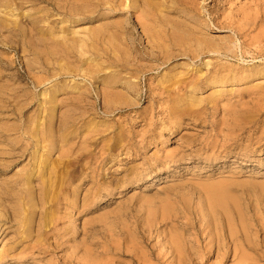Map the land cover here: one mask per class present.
<instances>
[{"label": "rangeland", "instance_id": "obj_1", "mask_svg": "<svg viewBox=\"0 0 264 264\" xmlns=\"http://www.w3.org/2000/svg\"><path fill=\"white\" fill-rule=\"evenodd\" d=\"M198 3L202 11L206 8L201 18L207 24L211 17L213 24L218 16L223 22L242 9L246 0ZM260 4L264 6V0ZM154 13L143 0L137 6L130 0H0V264H264V77L221 86L225 95L216 107L208 100L213 89L199 91L197 96L204 102L198 115L179 116L177 122L158 116L156 108L157 127L148 133L149 118L142 113L153 104L151 98L134 101L133 112L118 105L121 111L114 114V121L128 130L129 137L128 124H134L131 129L139 135L129 153H115V161L94 144L108 132L98 127L84 139L83 117L69 115L70 105L59 109L52 120L39 114L42 109L35 103L44 98L46 88L56 82L81 81L67 70L57 71L61 50H69L59 43L65 40L63 36L77 33L86 38L88 32L107 23L120 24L125 27L123 43L127 40L150 53L153 47L142 24L147 21L149 25L157 16ZM186 13L182 9L169 16L183 20L188 19ZM219 27L210 32L213 37L230 35L231 31L221 32ZM40 30L48 41L55 39L58 53L57 61L49 57L45 62L49 69L44 65L43 74L36 56L44 46L37 37ZM258 32L253 29L251 35ZM115 45L125 48L119 42ZM108 47L100 45L98 52ZM261 57L255 59L257 63L250 55L241 62L249 68L261 66ZM234 60L228 63H239ZM60 65L67 68L69 64ZM141 65L148 69L154 64ZM162 68L148 71L156 82L167 70ZM42 76L48 81L45 89L35 84ZM87 83L88 100L94 103L99 84ZM141 87L145 90V81ZM69 92L76 91L59 96L66 104ZM33 96H37L34 101ZM91 118L95 123L105 120ZM141 135L153 143L145 148ZM49 148L48 161L55 170L70 164L66 179L71 183L52 208L43 203L38 177L31 187L24 182L34 169L32 158L36 157L38 165ZM169 154L173 156L168 160ZM17 209H23L21 214ZM46 232L50 234L47 239ZM49 245L51 251L44 254Z\"/></svg>", "mask_w": 264, "mask_h": 264}, {"label": "bare ground", "instance_id": "obj_2", "mask_svg": "<svg viewBox=\"0 0 264 264\" xmlns=\"http://www.w3.org/2000/svg\"><path fill=\"white\" fill-rule=\"evenodd\" d=\"M108 1L120 3L123 0ZM130 1H133L134 6L140 4V0ZM218 1L220 0H212V3L217 4ZM260 1L246 0L242 9H239L234 14L232 13L225 20L223 19V22L222 20L220 21L221 16H218L216 19H213V24H210L211 17L209 18L210 21H207L206 24L205 20L207 19L201 18L206 8L202 11L204 8L199 7L201 4L198 3V0H169V2L167 0H143L144 5L154 10V14L157 15L152 17V21L148 25L147 13L145 10L142 11V15L147 20L142 24L143 31L149 44L153 47V49L150 48L153 51L150 53H143L136 44L135 46L130 45L127 40L125 41L127 44L123 43L124 38L122 37L124 36L125 27L120 24L109 26L107 23L97 30L88 32L86 38L78 36L77 33H73V36L69 38L63 36L65 40L59 41V43L68 46L69 50L64 48L61 50L60 59H62L59 62L57 71L63 73L67 70L68 74L79 76L81 81H73L70 84H65L62 81L56 82L51 88L45 89V86L48 84L47 78L44 76L40 77L38 81H35V84L39 86L43 85L42 88L45 91L41 95L44 98L39 97V101L35 103L42 109L39 110V114L42 115L44 113L46 114L45 119L48 117L49 120H52L59 112V109L62 110L64 107L70 105L73 108L68 112L70 113L69 115H80V118L83 117L81 130L84 131H82V135H85L84 139H86L87 134L89 135L90 132H93L98 127H103V131L108 132L107 136L96 139L94 144L101 146L102 155H105L107 151L106 158L110 156V161H115L120 152L124 150L128 151L134 145L132 142L135 140L136 135H139V133L136 134L132 130L135 127L134 124H128L129 130L132 132L129 137L126 134L128 130H125L122 124L114 121V114L121 111L120 105H126L128 112H133L134 108L132 106L134 101L141 102L143 98L145 100L151 98L153 104L142 113L145 118L146 116L149 118L147 123L149 129L146 131L148 133L152 128L157 127V123L154 121L156 118L154 110L156 108H159V112H157L158 116L169 117L173 122H177L176 119L179 116L198 115L200 111L199 105L204 102L202 98L197 96L199 91H210L213 89L214 91L208 96V100L212 104L214 102L213 107H216L218 100L222 99L225 95L224 90L220 89L221 86L226 87L230 83L241 85L251 79L258 80L264 77V60H262L263 64L261 66L251 68L246 65L243 66L241 62V60L245 62L246 57L249 55L253 57L251 59L253 61L264 56V13L261 11V9H264V6L260 4ZM129 8L132 7L129 6ZM182 9L187 10L186 15L188 19L174 20L172 18L173 14L182 11ZM207 11V15L210 16L211 11ZM218 11H221V7L217 9ZM196 18L200 19L199 22L193 21ZM226 21L228 23H225ZM209 27L212 31H208L207 28ZM216 27H219L218 29L221 32H225V30L231 31L230 35L228 37L227 35L219 37V39L213 37L210 32H213ZM253 29H259V32L251 35ZM37 37L42 39L39 38L44 45L39 49V52H36L38 61H40L39 70L43 74L44 69L42 67L44 65L49 69L48 65L45 64L49 57L52 60H58L55 59L58 57V53L55 50L57 47H54L57 42L51 38L48 41L43 33H41V30L39 33L37 32ZM115 42H119L125 48L120 49L115 45ZM103 44L109 47L101 50L102 52L99 53V46ZM205 56L212 59L203 61L202 58ZM232 59L237 60L239 63L236 65L228 63V61L233 62ZM178 60H185L186 62L177 63V65L169 67L170 64L172 65L173 62ZM260 61L258 60V62ZM63 62L69 64L67 68L61 67L60 64ZM144 62H152L154 65L146 69L141 65ZM255 62L257 63V61ZM184 67L188 68V70L184 69ZM161 68L167 70L163 74H160L161 76H157L160 79L156 82L155 78H151L152 73L148 71L161 70ZM110 69L114 70L105 74L106 76L101 77V75L106 73L105 71ZM49 73L53 74V76L56 75L50 72V70ZM58 78L56 79L58 80ZM100 78L101 81H99ZM143 79L145 81V90L141 87L144 82ZM87 81L91 85L94 83L99 84L98 89L96 90L95 88L96 101L94 103L88 100L91 99L89 97L91 91ZM67 90L76 91L69 92V97L67 96L68 98H66L69 104H66L63 98H59ZM35 97L37 96H33L31 100L34 101ZM131 97L135 100L131 99ZM238 103L240 102L238 101ZM128 116L130 117L129 114ZM128 116L127 119H130ZM91 117H102L105 120L101 123H95L94 118ZM146 120L144 119V121ZM38 121L39 119L35 123ZM110 134L112 136L108 138ZM140 142L145 148L153 143L148 140V137H144V135H141ZM90 143L92 142L90 141ZM51 149L49 148V151L46 153L43 152L42 160L38 165H36V157L32 158L35 164H33L34 169L24 180L25 184L31 187V184L35 182L34 178L38 177V185H40L42 192H44L43 203L46 201L49 208L56 206L58 196L71 184L66 179L70 164H64L63 168L55 170L54 164L48 161V154ZM116 152L118 154L115 155ZM172 156L173 154H169L167 159L169 160ZM63 174H65V177L62 176ZM81 184L83 182L77 185V188H80ZM17 210H19V214L23 211V209ZM45 236L47 239L48 236L50 237V234L46 232L44 233ZM21 242L19 241V243ZM50 248L51 246L49 245L48 248L44 249L43 253H49L51 251ZM248 250L257 252L252 247H249ZM174 251L179 254L181 253L179 246L175 247L174 245ZM217 255L219 256V252H217Z\"/></svg>", "mask_w": 264, "mask_h": 264}]
</instances>
